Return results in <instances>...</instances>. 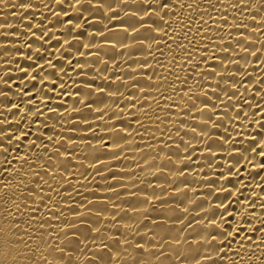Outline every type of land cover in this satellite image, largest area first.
<instances>
[{
	"label": "bare ground",
	"instance_id": "obj_1",
	"mask_svg": "<svg viewBox=\"0 0 264 264\" xmlns=\"http://www.w3.org/2000/svg\"><path fill=\"white\" fill-rule=\"evenodd\" d=\"M0 264H264V0H0Z\"/></svg>",
	"mask_w": 264,
	"mask_h": 264
}]
</instances>
